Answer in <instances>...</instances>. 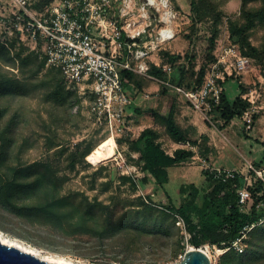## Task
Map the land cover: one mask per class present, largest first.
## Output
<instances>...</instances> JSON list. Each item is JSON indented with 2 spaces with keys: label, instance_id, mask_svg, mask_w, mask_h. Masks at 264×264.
Listing matches in <instances>:
<instances>
[{
  "label": "trees",
  "instance_id": "1",
  "mask_svg": "<svg viewBox=\"0 0 264 264\" xmlns=\"http://www.w3.org/2000/svg\"><path fill=\"white\" fill-rule=\"evenodd\" d=\"M250 1L252 0H242V20L240 22L230 20L229 32L233 43L238 44L244 55L261 63L264 58V48L260 49L253 45L249 35L250 30L257 23L264 25V0H259L260 5L255 7L247 6ZM190 10L193 24L199 23L207 16H211L214 23L221 18L217 5L212 0H190ZM11 46L14 47L13 43ZM23 50L12 53V49L0 43V68L3 65H16L17 60V68L21 73L34 75L45 67L44 56L38 60V54L23 55ZM165 55L171 63L181 58L174 53H165ZM211 61H214V57ZM208 64L200 67L193 85L189 83L183 85L181 79L179 83L173 82L170 74L154 64H151L149 74L162 80L168 79L177 85L194 88L202 84ZM180 69L183 74L185 69ZM121 77L125 85H132L137 91H140L146 82L144 76L128 70H122ZM45 78L46 98L58 112L69 114L72 104L80 101L76 90L66 87L60 69L47 67ZM239 87L240 92L247 91L240 85ZM162 88L163 92L167 89L166 86ZM26 94L24 83L7 77L0 70L1 101L9 99V102H12L22 99ZM9 106L14 105L11 103L0 105V117ZM248 107L249 103L241 97L240 93L231 99L223 90L215 113L219 120L222 119L221 125L224 127L233 118H241ZM133 108L136 112H145L161 122L174 141L189 142L192 146L197 143V138H193L196 129L192 126L180 125L173 106L167 112L151 108L141 110L135 106ZM20 115L19 109H15L0 128V204L21 218L43 228L49 236H53L52 242L57 245L50 249L54 252L75 254L74 250L105 252L110 249L114 253V258L122 256L116 261H120L121 264H134L133 258L145 247L146 241L162 240L180 234L181 231L175 223L176 214L184 219L191 232L190 241L194 246L209 243L223 247L238 237L244 226L256 222L264 213L255 207L259 200L264 199V192L262 195L258 194L262 189L259 182L250 188L253 197L252 205L248 211H244L238 204L237 189L240 178L236 176L226 181L217 180L203 170L205 183L182 184L180 192L183 193V200L179 205L174 204L171 196L164 190L170 178L169 169L188 161L193 151L187 148H176L172 154L168 153L157 141V132L151 127L143 129L135 139L130 140L129 145L130 150L138 154L137 165L143 173L139 181L140 185L132 177L121 175L120 178L124 182H130L134 187L140 186L144 191L152 184V193L128 197L112 192L107 197L101 198L99 194L90 197L79 190L63 191L66 177H60L50 163L43 161L20 165L12 163L11 152ZM258 116L254 114L253 121ZM202 137L203 145L199 144V146L206 147L207 137ZM63 150V148L60 149V152L62 153ZM263 163L264 156L262 160L254 161L256 166ZM161 189L164 194L157 200L155 194L158 195ZM246 241L248 247L245 248V257L242 254L239 262L254 264V259L264 254V225L253 227L248 232ZM231 250L226 252L230 253ZM175 255L176 251L172 257Z\"/></svg>",
  "mask_w": 264,
  "mask_h": 264
},
{
  "label": "rangeland",
  "instance_id": "2",
  "mask_svg": "<svg viewBox=\"0 0 264 264\" xmlns=\"http://www.w3.org/2000/svg\"><path fill=\"white\" fill-rule=\"evenodd\" d=\"M128 1L130 2V6L133 7V15L128 17V19L118 17L119 8L123 3L118 0L113 3L110 18L112 20L118 18L117 25H125V20L130 23L134 21L137 25H141L142 21L144 23L146 21L151 23L149 28H147L146 35L141 38L140 44H148L151 40L156 43L155 37L158 30L165 26V11H170L169 16L172 20L175 36L168 41L157 43V49L152 52L150 58L152 60L150 61H157L160 64H170L172 66L170 73L172 81L179 83L181 79L183 85H187L188 83L195 84L200 67L206 66L207 63H209V66L213 62L211 61L212 57L216 60V55L221 45H225L229 40L233 42L229 32L230 20L239 22L242 20V0H212L216 3L217 9L220 12V20L214 23L212 17L207 16L196 24H193L191 20L190 0H164L167 4L166 9L164 7L158 8L157 5L146 6L148 12L146 17H141L139 10L147 0ZM9 2L10 0H0V5ZM157 2L159 1L157 0ZM259 5V0H252L247 6L255 7ZM249 39L253 45L263 49L264 25L257 23L250 30ZM13 45L12 53L24 49L22 51L23 55L35 53L38 54V60L43 58L41 49H33L22 43L17 44L16 41H13ZM165 53H174L175 55H180L181 58L177 62L171 63L167 60L168 58ZM15 63L16 65H3L0 68L7 77L18 79L24 83L27 91L26 96L22 99L12 102H9V99L0 100V105L8 103L14 105L9 106L8 110L0 117V128L15 109H19L21 114L15 135V143L11 152L12 163L18 165L33 161L50 163L60 177H66L63 191H68L69 189L79 190L84 191L90 197L99 194L101 198L107 197L112 192H117L128 197L152 193V184L144 191L140 186L134 187L130 182H124L120 178L121 175H126L132 177L139 184L143 173L140 171L139 165H137L138 154L131 151L129 145L130 140L135 139L145 128L151 127L156 130L157 141L170 154L176 148L188 147L186 144L174 141L166 132L164 125L155 120L152 115L145 112H136L133 108L130 116H127L125 119L122 131L115 134L116 154L98 164H93L87 159V154L82 155L88 150L92 151L103 139L109 137L110 133L104 126L98 125L95 122L94 116L89 111L90 97L76 91L80 101L72 104L69 114L58 112L46 98L47 85L45 84V72L47 71V67L45 66L41 71L32 75L30 73H21L17 68V60ZM180 68L185 69L183 74L180 72ZM145 78L146 82H144L142 89L138 90V92H149L151 97L149 100L136 104L135 107L141 110L151 108L167 112L173 106L177 112V121L183 126L187 118H183L182 110H192L188 102L180 98L177 93L168 87L163 92L162 87L164 86L153 77L145 76ZM238 80L241 81L240 83L238 82L241 88L243 87L247 91L250 89L255 90V104L260 106V108L253 115H263L264 58L261 63H257L254 59L250 58L249 65L242 75L227 78V81H231L227 87L228 96L231 99L238 92L235 88V82ZM127 90L133 91L131 86H128ZM245 101L249 103L250 107L251 103L246 99ZM253 115L250 127H247V122L242 117L233 118L226 125L227 128L225 126L222 127V119L219 120V117L216 115L213 119V121L216 120V127L207 121H203L213 128L214 133L222 135L221 137L224 138V141L231 145L233 153L236 155L241 154L257 161L264 156V143L257 140L259 136L256 130L252 128L255 124ZM220 130H222L221 133ZM195 137H198L196 132L193 135L194 139ZM199 144L203 145V142ZM62 148L64 150L61 153L60 149ZM201 148L208 155V150H205L206 147L202 146ZM169 177V182L165 184L164 190L168 192L173 203L176 205H179L183 200V193L180 192L182 184L194 183L200 185L205 183L200 162L192 158L180 165L171 167L169 169ZM106 184L107 186H105ZM163 194V190H159L158 195L157 193L155 194V199L159 200ZM194 219L196 220V216H194ZM0 229L26 242H31V244H33L32 242L42 244L36 245L42 251L60 254L74 261L93 264H102V262H106V264H121L116 259L122 256L119 255L116 256L117 258H114V253L110 249L105 252L100 250H74L75 254L52 251L50 247L57 245L52 242L54 240L53 236H49L46 230L21 218L1 204ZM190 246H194L193 243L190 239L187 240L181 232L178 236L175 235L152 242L146 241L145 247L133 258V263L173 264L182 259L184 252ZM201 246L208 247L211 264H242L239 262V259L242 254L245 257L246 252L245 250L242 253H237L231 250L230 253H221L218 251V246L215 247V245L213 246L209 243L202 244ZM246 247H248L247 241ZM175 251L176 255L172 257ZM227 253L229 254L227 255ZM254 264H264V254L260 258L254 259Z\"/></svg>",
  "mask_w": 264,
  "mask_h": 264
},
{
  "label": "built area",
  "instance_id": "3",
  "mask_svg": "<svg viewBox=\"0 0 264 264\" xmlns=\"http://www.w3.org/2000/svg\"><path fill=\"white\" fill-rule=\"evenodd\" d=\"M118 0H10L0 5V43L12 49L13 41L33 49H41L46 67L60 69L66 87L80 94L92 97L89 111L98 125L104 126L115 140V134L122 131L125 119L130 116L133 106L149 100V92H138L132 85H125L121 71L128 70L135 74L153 77L162 85L172 89L184 99L197 115L216 127L215 109L220 103L224 83L228 77L242 75L249 65L250 58L244 55L238 44L229 40L221 45L214 60L207 68L201 85L187 88L151 76V64L161 67L170 74V64L150 61L151 54L157 49V43L168 41L175 36L170 11H165V26L158 30L156 43L140 44L151 23L142 21L141 25L127 22L117 25L118 18L112 20L110 14L113 3ZM122 1L118 17L127 18L133 15V7L128 0ZM164 7L147 0L140 8L139 15L146 17V6ZM133 13V14H132ZM131 86L133 91H128ZM255 90L250 89L243 96L251 105L242 115L250 127L252 115L258 111L255 104ZM187 149L194 147L189 142ZM185 148V147H184ZM201 169L214 179L226 181L236 176L240 178L237 189L238 204L244 211L252 205L250 190L259 182L264 192V163L256 166L253 160L245 158L238 167H224L212 164L205 158H196ZM256 208L264 211V199L259 200ZM176 225L187 240L191 238L184 219L176 214ZM257 225H264V213L256 222L243 227L240 235L229 245L218 247L224 253L234 250L242 253L246 247L248 232ZM214 246V245H213ZM216 247V245H215Z\"/></svg>",
  "mask_w": 264,
  "mask_h": 264
},
{
  "label": "crops",
  "instance_id": "4",
  "mask_svg": "<svg viewBox=\"0 0 264 264\" xmlns=\"http://www.w3.org/2000/svg\"><path fill=\"white\" fill-rule=\"evenodd\" d=\"M230 82L231 81L226 80V82L224 83V87H225L224 91L227 93V95H228L227 87L229 86ZM238 82L240 83L241 81L238 80L237 82H235L236 83L235 88L238 90L237 94L240 93L241 97L243 98V96H245L248 93V91L240 92L241 90H240ZM258 108H260V106L257 105V109ZM131 111H132V109L130 110V112ZM182 115L184 116L183 117L184 119L187 118V119H185V122H184L185 124L183 126L194 127L196 129V134L198 135V137H196L197 143L195 145H193L194 148L191 149L193 151V155L191 157L192 159H196L197 157L205 158L214 165L224 166V167H234V168H238L243 164L244 159L247 157H245L241 154L236 155L235 153H233V149H231V145L227 144L224 141V138L221 137L222 135L214 133L213 128H211L209 125H207V123L204 122L193 109L192 110L191 109L182 110ZM185 116H187V117H185ZM225 127L227 128V126H225ZM252 128L256 130V133L259 136V137H257V140L263 142L264 141V114L263 115L260 114L258 116V118L255 120V124ZM221 131L222 130H220V133H221ZM202 136H205V137L207 136L206 149L205 150L206 151L208 150V152H207L208 155L205 154L202 151V148L198 145L203 138ZM207 146H208V149H207ZM247 159H249V158H247ZM250 160H252V159H250ZM260 160H262V159H260ZM260 160H257V161H260ZM253 161H255V160H253Z\"/></svg>",
  "mask_w": 264,
  "mask_h": 264
},
{
  "label": "bare ground",
  "instance_id": "5",
  "mask_svg": "<svg viewBox=\"0 0 264 264\" xmlns=\"http://www.w3.org/2000/svg\"><path fill=\"white\" fill-rule=\"evenodd\" d=\"M160 4L166 5L164 0H158ZM150 3H158L157 0H150ZM116 142L112 136L103 139L92 151L87 154V159L93 163L98 164L105 159L112 157L116 154L115 148ZM0 241L10 246H15L21 250L29 252L35 256H38L46 261L57 263V264H93L85 263L82 261H74L60 254L51 253L48 251H42V249L36 245L28 243L20 238L5 233L0 229ZM208 255L207 246H199ZM194 246H190L189 249H193Z\"/></svg>",
  "mask_w": 264,
  "mask_h": 264
},
{
  "label": "water",
  "instance_id": "6",
  "mask_svg": "<svg viewBox=\"0 0 264 264\" xmlns=\"http://www.w3.org/2000/svg\"><path fill=\"white\" fill-rule=\"evenodd\" d=\"M0 264H57L46 261L15 246L0 241ZM173 264H211L209 255L199 246L187 249L182 259Z\"/></svg>",
  "mask_w": 264,
  "mask_h": 264
}]
</instances>
